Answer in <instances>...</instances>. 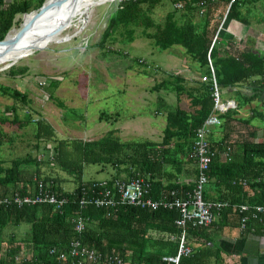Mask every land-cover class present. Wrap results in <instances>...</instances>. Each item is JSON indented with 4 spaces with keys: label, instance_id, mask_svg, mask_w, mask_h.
I'll use <instances>...</instances> for the list:
<instances>
[{
    "label": "trees",
    "instance_id": "obj_1",
    "mask_svg": "<svg viewBox=\"0 0 264 264\" xmlns=\"http://www.w3.org/2000/svg\"><path fill=\"white\" fill-rule=\"evenodd\" d=\"M45 0H0V41L12 28L17 15H26L37 11ZM163 1L171 5L179 4V9L168 12L162 22L153 19V10ZM230 0H121L109 16L100 46L108 40L121 42L132 41L135 34L151 40L159 51L181 47L188 59L199 67L200 76L207 74V55L212 41L220 26V21L227 11ZM205 2L204 7L200 4ZM257 3L264 0H240L233 3L227 18L239 23H246L247 18ZM202 10V13L200 12ZM178 12V15L176 13ZM109 51V50H108ZM221 49L216 44L210 51L209 58L215 71L217 86L222 93L233 91L237 85L253 79L263 84L264 50L261 53H240ZM167 80L155 86L153 90H168L175 93L176 104L169 105L163 98L157 100L156 113H164L166 126L162 140L122 141L109 132L94 141H58L50 160L18 159L10 166H4L0 157V198L18 193L33 196L36 193V178L50 184L51 189L67 203L57 209L54 205L42 203L36 205L0 206V242L4 230L9 226L28 224L29 258H21L19 245L7 240L9 247L0 264H73L71 258L60 260L50 254V249L67 250L72 240L94 250L100 257L97 263L104 264L109 258L121 259L129 264H174L164 260L175 257L178 251L179 236L182 228L175 221L179 218L177 210L142 209L124 205L116 208H97L92 205L80 207L78 201L86 193V188L102 181L83 180L84 168L89 164L110 166L115 174L103 180L129 181L143 178L149 182V196L154 200L174 191L175 197H183L192 188L191 179L196 176V164L190 159L194 132L202 125L213 110L212 84L195 81L193 87H185L181 76L169 75ZM7 94L25 102L18 91L0 88ZM187 99L188 108L181 103ZM61 105V103H58ZM15 111L13 121L15 118ZM118 114L101 112L99 121L116 122ZM230 118L229 113L220 114V119ZM35 136L37 139L50 141L55 133L50 125L37 121ZM0 137V145L1 140ZM210 148L220 152L224 146L233 145L225 140L209 139ZM235 147V146H234ZM232 160L225 162L218 155L212 161L208 171V182L204 198L211 201L226 202L220 214L233 212L241 219V204L264 205V183L257 181L264 169V142L241 141L232 151ZM34 163V171L28 172L23 167ZM40 164L57 166L67 175L72 176L76 185L73 191L62 189V178L43 175ZM182 179V180H181ZM245 181L246 185H242ZM246 187L252 189L250 195ZM223 188L226 193L217 195L216 190ZM85 192V193H84ZM215 192V195L210 194ZM79 214L84 221V230L76 234L71 223L73 215ZM254 227L264 231V216L253 221ZM187 233L198 235L202 227L185 226ZM212 248H196L190 255L181 256L178 264H205L208 252ZM218 253L214 251L215 263ZM103 261V263H101ZM207 261V260H206Z\"/></svg>",
    "mask_w": 264,
    "mask_h": 264
},
{
    "label": "rangeland",
    "instance_id": "obj_2",
    "mask_svg": "<svg viewBox=\"0 0 264 264\" xmlns=\"http://www.w3.org/2000/svg\"><path fill=\"white\" fill-rule=\"evenodd\" d=\"M120 1L94 7L87 18L76 19L59 33L69 40L47 45L10 67L5 66L13 62L18 49L11 48L1 54L0 88L16 90L25 97L23 102L0 91V137L3 138L0 157L4 166H10L18 159L47 160L58 141H94L111 131L122 141L162 140L166 120L164 113H156L157 100L160 96L173 105L175 94L153 88L169 80L175 70H181L180 75L189 76L192 65L181 47L159 51L151 40L137 34L129 42H121L122 38L116 35L117 41L108 40L101 47L108 18ZM175 5L163 1L157 6L152 15L155 22H162L168 12L179 9ZM39 11H32L29 15ZM26 16L15 17L11 32L23 29ZM221 99L225 100L224 93H221ZM186 100L181 103L183 108L188 107ZM14 111L16 122L13 121ZM101 112L119 116L114 123L99 121ZM243 118H247L246 115ZM37 121L51 126L55 133L53 139L36 138ZM245 126L235 124L232 129H236L233 132L229 129V133L224 126L221 132H215V136L222 137L226 132L229 141L237 140V131L242 136L249 133ZM23 167L31 172L35 165L29 162ZM39 170L43 175L62 178L64 191L71 192L75 188L73 177L57 166L40 164ZM113 174L110 166L89 164L84 168L83 180L103 181ZM14 230L19 241L29 237L28 224H20ZM19 230L24 234L18 233ZM19 255L22 259L30 257L25 248Z\"/></svg>",
    "mask_w": 264,
    "mask_h": 264
},
{
    "label": "built area",
    "instance_id": "obj_3",
    "mask_svg": "<svg viewBox=\"0 0 264 264\" xmlns=\"http://www.w3.org/2000/svg\"><path fill=\"white\" fill-rule=\"evenodd\" d=\"M240 0H230L229 7ZM205 2L200 4L203 8ZM176 8H180L179 4L175 5ZM225 16L221 20L220 27L212 41L211 47L208 51V70L207 74L200 76L202 83H211L213 110L211 114L204 120L202 125L194 132L192 138V148L189 154L196 164V177L193 182V186L190 191L186 192L183 197H175L174 191H171L169 195H162L160 199L154 200L149 196V182L143 178H135L129 181L114 180L112 183L106 181L92 184L86 188V193L78 201L80 207L94 206L97 208H116L119 206L130 205L136 206L142 209L157 210L159 208L165 210H177L179 218L175 221L176 225L182 228V232L179 236L178 251L175 257H167L164 260L178 264L181 256H188L191 253V249L186 244L185 226L191 223L194 226L201 227L207 226L212 223L214 214L213 210H220L226 204L223 202H209L204 199V190L208 182V171L213 159L216 156V152L210 148L208 137L212 128L219 126L221 120L220 114L225 113L228 110L235 109L236 104L233 100H222L221 93L216 82L215 71L211 64L209 54L213 46L217 43L219 30L223 27V23L226 19ZM202 13V10L200 11ZM217 45V44H216ZM264 82V76L261 78ZM224 158L227 161L231 160L230 152L231 147L226 146L224 148ZM54 152H49L50 160ZM37 183L36 193L33 196L20 195L13 193L10 196L0 198V206L16 205L17 207H23L24 205H36L47 203L54 205L57 209L63 207L67 202L65 198L59 197L50 187V184L43 182L36 178ZM257 181L264 182V169L261 171ZM242 185H246L243 181ZM239 212H253V218H256L258 214H264V205L247 206L241 205ZM247 218L242 219V225L246 222ZM71 223L76 234L82 233L84 230V221L79 214L73 215ZM50 254L58 256L60 260L72 259L73 264H86L99 262V255L92 249L82 246L77 240H72L68 244L67 250L61 252L57 248L50 249ZM103 263V261L101 262ZM104 264H129L121 259L109 258Z\"/></svg>",
    "mask_w": 264,
    "mask_h": 264
},
{
    "label": "crops",
    "instance_id": "obj_4",
    "mask_svg": "<svg viewBox=\"0 0 264 264\" xmlns=\"http://www.w3.org/2000/svg\"><path fill=\"white\" fill-rule=\"evenodd\" d=\"M6 1L9 2L10 0ZM253 7V11L248 16L246 23H239L235 20H230L226 16L223 27L218 33V38L220 39L217 46H220V48L224 50L230 49L234 53L239 51L242 53H261L264 50V3H257ZM188 62L192 65L190 68L192 72L189 76L180 75L181 70H175V73L171 74L181 76L183 79L182 84L185 87H193L195 81H199L200 79L199 67L196 69L197 65H194L192 62H190V60ZM224 95L225 100H233L235 102L236 108L226 111L230 114V118L228 117L223 120L220 119V125L212 128L208 140L213 139L218 141L223 137L226 142L232 143L233 149L231 148L230 152V157L232 160V151L235 149L236 153V147L241 141H250L256 143L264 142V83H255L252 79L248 82L237 85L233 91L225 92ZM168 104L172 105L171 103ZM175 104L176 96L173 105ZM244 115H246L247 118L244 119ZM254 120L256 122H253ZM240 123L241 125H246L245 127L249 129V133L246 134V136H242L237 131L236 136L239 138L237 140L229 141V137L227 135V133H229V129L233 132V130L236 128L232 129V126ZM224 126H227V133L225 132L222 137L215 136V132H221ZM225 147L226 146L222 147L219 153L218 151L215 152L221 160L230 162L231 160L227 161L224 158ZM245 189L250 195L253 193L250 187H246ZM225 193L226 191L223 188H218L216 190L217 195H224ZM210 194L215 195V192H211ZM206 201L222 202L215 200ZM223 203L226 204V202ZM247 206L251 207L256 205ZM220 210H213L214 218L212 223L207 226H201L203 230L200 231L198 235L191 233H187L186 235L185 231L186 244L192 250L191 253L196 248H204V246H206L209 249L212 248V251L208 252L210 254H208L206 257L207 261L203 259L205 264L215 263L216 260L213 257L214 251L218 253L217 261H219V263L217 264H264V231L254 227L253 223L255 220H260L264 214H258L256 218H253V212H242L243 215L239 221V216H237L235 213L223 211V213L220 214ZM245 217L247 220L244 225H242V219ZM17 226L9 225L4 230V241L0 242V258L6 254V251L9 247L7 240L9 239H12L13 243L19 245V254L24 248L25 250L29 251L28 243H26L27 239L19 241L14 235L16 231L14 229ZM19 231L18 233L24 234L23 230Z\"/></svg>",
    "mask_w": 264,
    "mask_h": 264
},
{
    "label": "bare ground",
    "instance_id": "obj_5",
    "mask_svg": "<svg viewBox=\"0 0 264 264\" xmlns=\"http://www.w3.org/2000/svg\"><path fill=\"white\" fill-rule=\"evenodd\" d=\"M58 4L52 6L55 0H47L39 13L27 14L23 29L14 43L0 44V56L11 48L18 49V54L13 63L25 58L36 50L44 49L47 45L61 43L69 40L59 33L70 26L76 19L87 18L92 9L115 0H57ZM87 21H84L86 24ZM19 32L13 30L8 35V40L14 38ZM64 40V41H63ZM42 44L45 46L39 47ZM192 251V250H191Z\"/></svg>",
    "mask_w": 264,
    "mask_h": 264
},
{
    "label": "water",
    "instance_id": "obj_6",
    "mask_svg": "<svg viewBox=\"0 0 264 264\" xmlns=\"http://www.w3.org/2000/svg\"><path fill=\"white\" fill-rule=\"evenodd\" d=\"M46 1H47V0L44 1V3L42 4V6L39 8V10L43 8V6H44V4L46 3ZM57 4H58V1L55 0V2H53L52 6H55V5H57ZM20 29H21V27H20ZM20 29H19V30H20ZM10 32H11V30H9L8 33L6 34L5 38H4L3 40L0 41V44L7 45V43H12V42L15 43V42L17 41V39H18V36L21 34V32H19L14 38L8 40V35H9ZM36 51H38V50H36ZM11 65H13V62L9 63V64L6 65L5 67H10Z\"/></svg>",
    "mask_w": 264,
    "mask_h": 264
},
{
    "label": "flooded vegetation",
    "instance_id": "obj_7",
    "mask_svg": "<svg viewBox=\"0 0 264 264\" xmlns=\"http://www.w3.org/2000/svg\"><path fill=\"white\" fill-rule=\"evenodd\" d=\"M17 56V55H16Z\"/></svg>",
    "mask_w": 264,
    "mask_h": 264
}]
</instances>
